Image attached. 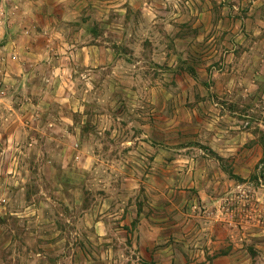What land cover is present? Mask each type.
I'll return each mask as SVG.
<instances>
[{"label":"rangeland","instance_id":"rangeland-1","mask_svg":"<svg viewBox=\"0 0 264 264\" xmlns=\"http://www.w3.org/2000/svg\"><path fill=\"white\" fill-rule=\"evenodd\" d=\"M226 37L264 70V0H0V264H264V71Z\"/></svg>","mask_w":264,"mask_h":264},{"label":"crops","instance_id":"crops-1","mask_svg":"<svg viewBox=\"0 0 264 264\" xmlns=\"http://www.w3.org/2000/svg\"><path fill=\"white\" fill-rule=\"evenodd\" d=\"M42 34L45 35L47 37V39L49 40V44H48L49 48L44 53V55H46V56H44L46 61H44L43 66L48 67L47 69H49L50 73H51L50 76H53L54 74H57L61 70H63V71L66 70V69H64V67H62V60L68 56H65L63 54L65 51L59 50L56 47V44H57L56 36L57 35L55 34L54 30H52V28L49 29V27L48 28L45 27V28L41 29V35ZM229 40L230 39L226 37V39L221 44V47L223 45H229L231 47V49H229V50L226 49L225 52L222 53L224 56H226L227 59H229V60L224 59L222 62V63H224V67L220 69V70H223L222 74H230V76L234 77V79L232 78V80L241 82V81L246 80V77L249 76L245 71L244 72L242 71V68H244L245 66L246 67L249 66L253 69V71L251 72V75H254L255 79L256 78L259 79V77H262L263 76L262 71H264V70H262V67L260 68L261 70H259V71L256 70L257 64H260L259 62L255 66H253V64H248V63L245 66H243V64H242L244 57L248 59L251 56H253V55H251V53L253 52L251 49L252 48L251 44L250 43L248 44V42H247L246 48H242L240 51L237 52V50H236L237 46H235V43H232L233 41L230 42ZM217 46L220 47V44L214 45L215 48ZM87 48H88L87 53L91 54V51H90L91 47L87 46ZM223 49H224V47L222 48V50ZM72 53H74V51ZM256 53H258V51ZM262 54H263V57L261 59L264 61V48H263ZM259 56H260V54H259ZM224 61H227V64H225ZM263 65H264V63H263ZM21 74H22L21 78L23 79V81H22L23 84L24 83L27 84V82H24V81L26 79V76H29L31 74V71H29V69H25V70L21 69ZM45 79L48 80L49 76H47ZM255 79L252 80L253 85H257V82H255L256 81ZM29 100H24L23 98H19L20 103L16 102L18 104V106L20 107V109H18L19 113L17 116L22 119L23 124L24 123L26 124V122H27L26 118L30 114L29 105L38 104L37 101H34V100L31 101L30 97H29Z\"/></svg>","mask_w":264,"mask_h":264}]
</instances>
